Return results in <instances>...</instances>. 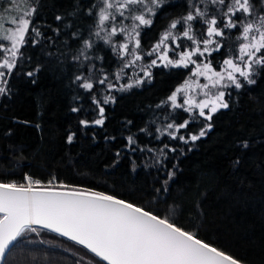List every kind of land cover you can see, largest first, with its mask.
Returning <instances> with one entry per match:
<instances>
[{
	"label": "trees",
	"instance_id": "obj_1",
	"mask_svg": "<svg viewBox=\"0 0 264 264\" xmlns=\"http://www.w3.org/2000/svg\"><path fill=\"white\" fill-rule=\"evenodd\" d=\"M93 0H0V24L5 28L13 16L26 7L38 8L34 22L45 36H54L53 28L64 31L57 39L69 38L77 29L89 31L92 17L86 9ZM79 11L72 15L76 8ZM187 10V0H168L150 28L141 31L144 49L150 48L168 26L169 21ZM64 17L56 21L55 16ZM72 27L68 28L67 25ZM51 26V27H49ZM237 33L224 37V47L213 52L210 60L219 64L234 48ZM104 57L98 67L111 73L119 67L111 49L98 42ZM25 59L19 71L10 78V97L0 96V179L23 182L27 173L47 182L55 177L67 189L98 191L134 203L161 217L174 220L178 226L195 233L198 238L232 255L246 264H264V78L257 84L231 90L230 107L213 116L212 128L200 140L183 144L167 135L155 140V128L169 121L164 116L169 106L156 105L167 98L191 74L192 68L154 67L151 80L138 87L115 94V102L105 105L107 117L103 127L82 128L79 119L94 118L90 94L72 84L79 69L75 62L61 57L62 47L51 58L47 42L35 47L26 45ZM31 57V59H27ZM56 57H61L58 64ZM37 64L43 65L35 83L25 75ZM97 95V87L95 89ZM80 97V99H74ZM84 111L73 113L71 108ZM177 123L189 119L182 109L175 110ZM153 119L157 120L152 124ZM132 121L131 125L126 122ZM205 123L194 121L181 133L198 132ZM147 125L153 136L139 132ZM11 130V135H5ZM69 132L74 141L67 143ZM135 133L139 146L147 144L159 149L163 144L177 147L165 163L177 164L176 176L167 185L168 191L157 192L166 171L145 167L151 153L125 148V137ZM105 137H115L114 140ZM247 140V149L239 146ZM189 149H191L189 151ZM120 150L121 156L115 153ZM119 160L118 163L115 161ZM239 159V164L235 161ZM133 162L135 170H133ZM59 188V187H57ZM29 243L20 244L7 257V264H106L82 246L54 232L40 229V235L29 234Z\"/></svg>",
	"mask_w": 264,
	"mask_h": 264
},
{
	"label": "snow or ice",
	"instance_id": "obj_2",
	"mask_svg": "<svg viewBox=\"0 0 264 264\" xmlns=\"http://www.w3.org/2000/svg\"><path fill=\"white\" fill-rule=\"evenodd\" d=\"M33 2L26 0L28 5ZM167 2L93 0L86 9L87 15L93 18L87 35L79 29L70 33V39L76 45L74 49L68 37L59 40L57 45V39L64 31L60 27L52 29L54 36H45L34 22L38 8L26 7L19 16L12 17L10 23L14 27L5 28L0 24V96L10 97V78L19 71L25 59L22 49L29 44L35 47L47 42L52 49L46 53L49 58L62 47L64 51L61 57L68 58L71 53L70 59L82 69L73 75L72 84L89 93L95 105L92 110L95 112L94 118L89 119L86 114L85 118L79 119L82 128L103 127L107 119L105 105L115 102L111 95L98 97L95 91L97 85H104L109 92L113 89L126 91L143 84L144 78L150 79V69L160 64L165 68L195 65L192 76L203 77L206 82L185 79L156 105L157 109L169 106V112L164 116V120L169 122L155 128L158 135L154 139L160 140L167 135L171 140H179L185 145L200 140L211 130L214 114L230 107V90H240L245 85L253 86L258 82L257 77L264 78V0H187V10L172 18L158 40L145 51L141 43V31L153 25L155 17ZM78 11L77 7L71 14L76 15ZM63 19L61 15L55 16L56 21ZM67 27L71 28L72 25ZM232 30L237 33L236 44L234 48L229 46V54L219 64L220 70H217L212 60H200L205 54L210 56L213 52H220L224 47L222 38ZM185 40L190 43L185 45ZM98 42L110 48L117 57L119 67L111 74L115 81L127 76L125 69L136 67L138 61H144L147 57L155 58L140 67L143 77L132 80L128 76L130 82L120 84L117 88L109 74L103 68H97L96 62L104 60L103 56L97 54L100 51ZM61 57H56L58 64ZM42 70L43 65L37 64L24 74L33 78L32 83H35L36 75ZM176 109L195 114L177 123L172 118ZM71 111L81 113L84 109L74 106ZM198 118L208 123L198 132L181 133ZM126 123L131 125L132 121ZM151 123L156 124L157 120L153 119ZM139 132L153 136L147 125L141 127ZM5 135L10 136L11 130ZM75 136V132H69L67 143L71 144ZM105 139L114 140L115 137ZM125 139V148L130 152L139 150L152 154L147 158L149 162L145 163L146 168L166 171L161 187L156 191L167 192V185L176 176L177 164L169 168L165 161L169 153L179 150L183 154V150L169 144H163L159 149L147 144L141 147L135 133ZM239 146L247 149L249 143L244 140ZM121 154L120 150L115 153L117 158ZM118 162L117 159L115 163ZM239 162V159L235 161L236 164ZM55 179L53 177L44 182L27 173L20 183L0 179V262L3 264H7V257L14 248L30 242L29 234L40 235V229L76 242L107 264H242L232 255L198 238L192 231L178 226L174 220L103 192L78 191L75 188L59 191L57 187L68 186L56 183Z\"/></svg>",
	"mask_w": 264,
	"mask_h": 264
},
{
	"label": "rangeland",
	"instance_id": "obj_3",
	"mask_svg": "<svg viewBox=\"0 0 264 264\" xmlns=\"http://www.w3.org/2000/svg\"><path fill=\"white\" fill-rule=\"evenodd\" d=\"M126 23H127V21H126ZM196 27H199V25H197ZM143 30V29H142ZM223 40H224V38H222V43H223ZM183 43L185 44V45H187V44H189L190 42H188V41H183ZM153 46V45H152ZM151 46V47H152ZM150 47V48H151ZM150 48H148V49H144L145 51H147V50H149ZM169 55L171 56V53H169ZM211 56V55H210ZM210 56L208 55V54H205V56L204 57H201L200 58V60L201 61H204V62H207L208 60H210ZM152 58H155V57H147L144 61H138L137 62V66L136 67H131V68H128V69H125V72L128 74L127 76H125L123 79H121L120 81H115L114 79H112V77H111V74L115 71H113V72H111V73H108L109 74V77H110V79L112 80V82L113 83H115L116 85H117V88L119 87V85L120 84H124V83H127V82H130L129 81V79H128V76H130L131 78H132V80H135V79H137V78H141V77H143V72H140V67H142V66H144V64H146L148 61H150V59H152ZM194 59H195V57H193ZM198 62H200V61H198ZM160 62L158 61V64H159ZM160 66H162V67H164L163 66V64H160ZM189 67H191L192 68V70L195 68V65H189ZM97 68H100V67H98V65H97ZM154 68V67H153ZM153 68H151L150 69V71H151V73H152V70H153ZM169 68H171V67H169ZM217 70H220V68L219 69H217ZM191 73H192V71H191ZM97 75H99V73H97ZM187 79H192V80H196V79H199V82L200 83H205L206 81H204V79H203V77H200V78H196V77H193L192 76V74H190L189 75V77L187 78ZM144 80H145V82H148V81H150L151 80V78L150 79H148V78H144ZM144 82V83H145ZM142 85V84H141ZM181 85V84H180ZM179 85V86H180ZM97 91H98V97L99 96H101V95H111V96H113L114 98H115V94L116 93H121V92H124V91H117V90H115V89H113V90H111L110 92L106 89V87L104 86V85H97ZM127 91V90H126ZM231 91V90H230ZM199 98V97H198ZM109 103H112V102H109ZM207 111V110H206ZM189 114V117L191 118V116L192 115H194L195 113H188ZM189 118V119H190ZM195 121H202V122H204L205 124L206 123H208L207 121H205L203 118H198V119H196ZM189 143H192L191 141L189 142ZM188 143V144H189Z\"/></svg>",
	"mask_w": 264,
	"mask_h": 264
},
{
	"label": "water",
	"instance_id": "obj_4",
	"mask_svg": "<svg viewBox=\"0 0 264 264\" xmlns=\"http://www.w3.org/2000/svg\"><path fill=\"white\" fill-rule=\"evenodd\" d=\"M57 190H59V191H67V190H71V189H67V188H57ZM78 191H82V190H78ZM89 192H91V191H89ZM120 199V198H119ZM146 210V209H145ZM148 211V210H147ZM154 214V213H153ZM57 234V233H56ZM66 238V237H65ZM68 239V238H67ZM68 240H70V239H68ZM71 241V240H70ZM72 242H74V241H72ZM74 243H76V242H74ZM77 244V243H76ZM79 245V244H78ZM81 246V245H80ZM83 247V246H82ZM84 248V247H83ZM86 249V248H85ZM87 250V249H86ZM89 251V250H88ZM90 252V251H89ZM93 254V253H92ZM94 255V254H93ZM99 258V257H98ZM100 259V258H99ZM105 262V261H104ZM242 262V261H241ZM106 264H107V262H105ZM0 264H3V262H0ZM242 264H246V263H244V262H242Z\"/></svg>",
	"mask_w": 264,
	"mask_h": 264
}]
</instances>
